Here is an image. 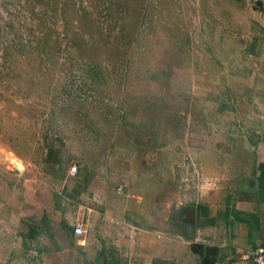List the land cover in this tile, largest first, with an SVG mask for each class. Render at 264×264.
I'll list each match as a JSON object with an SVG mask.
<instances>
[{
	"label": "rangeland",
	"instance_id": "rangeland-1",
	"mask_svg": "<svg viewBox=\"0 0 264 264\" xmlns=\"http://www.w3.org/2000/svg\"><path fill=\"white\" fill-rule=\"evenodd\" d=\"M258 129L264 0H0V199H25L33 174L81 199L145 156L168 165L170 199L174 182L195 198L204 159L222 178L232 149L252 163L241 134Z\"/></svg>",
	"mask_w": 264,
	"mask_h": 264
},
{
	"label": "crops",
	"instance_id": "crops-1",
	"mask_svg": "<svg viewBox=\"0 0 264 264\" xmlns=\"http://www.w3.org/2000/svg\"><path fill=\"white\" fill-rule=\"evenodd\" d=\"M241 137L252 163L232 149L238 162L222 178L216 159H204L210 182L191 199L174 180L170 199L168 165L154 168L148 156L139 174L119 170L128 173L122 183L96 180V189L115 186L111 192L88 190L81 199H52L48 181L29 176L25 199H0V264H244L234 260L264 246V131ZM152 183L159 199L142 193Z\"/></svg>",
	"mask_w": 264,
	"mask_h": 264
},
{
	"label": "built area",
	"instance_id": "built-area-1",
	"mask_svg": "<svg viewBox=\"0 0 264 264\" xmlns=\"http://www.w3.org/2000/svg\"><path fill=\"white\" fill-rule=\"evenodd\" d=\"M78 171V166L73 165L70 169V173L76 174ZM74 235L77 237H82L85 233V227L82 223L77 222L74 225ZM235 262L244 263V264H264V246H257L256 248L244 251L239 255L237 259L234 260ZM219 264V263H213Z\"/></svg>",
	"mask_w": 264,
	"mask_h": 264
},
{
	"label": "bare ground",
	"instance_id": "bare-ground-1",
	"mask_svg": "<svg viewBox=\"0 0 264 264\" xmlns=\"http://www.w3.org/2000/svg\"><path fill=\"white\" fill-rule=\"evenodd\" d=\"M13 162H15V164L19 167H22L23 166V163L19 160V159H14L13 158Z\"/></svg>",
	"mask_w": 264,
	"mask_h": 264
}]
</instances>
